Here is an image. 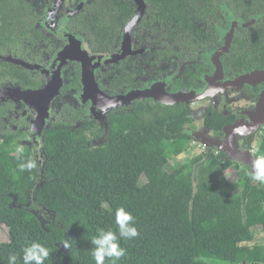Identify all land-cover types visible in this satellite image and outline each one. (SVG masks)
Masks as SVG:
<instances>
[{
	"label": "trees",
	"instance_id": "obj_1",
	"mask_svg": "<svg viewBox=\"0 0 264 264\" xmlns=\"http://www.w3.org/2000/svg\"><path fill=\"white\" fill-rule=\"evenodd\" d=\"M123 1L90 0L66 30L81 35L90 53L108 55L134 17V8ZM144 2L147 13L134 29L151 34L155 45L165 48L163 54L178 56L183 44L206 49L209 40L195 45L193 40L203 30L200 24L221 22V6L246 21L260 17L254 27L236 32L230 64L250 71L264 57V13L259 12L264 0ZM43 17L32 0H0V56L42 61ZM116 70L101 74L108 84L104 90L117 92L131 84L123 70ZM72 74L66 84L61 76L60 94L72 88L81 92L77 65ZM44 81L37 71L0 61V86L39 90ZM89 105L61 106L36 138L29 131L35 113L22 102L0 101V226L8 233V241L0 243V264H8L10 254L23 264V249L32 242L50 250L45 264H95L91 239L100 229L118 235L120 207L135 218L139 236L120 239L126 256L117 264H264V245L254 244L264 232V188L249 170L230 181L226 173L233 164L214 152L164 169L191 148L184 131L192 123L187 105L132 102L111 109L105 128L88 115ZM224 122L212 110L203 120L207 129ZM259 153L264 155V141ZM29 159L37 166L20 172L18 165Z\"/></svg>",
	"mask_w": 264,
	"mask_h": 264
},
{
	"label": "flooded vegetation",
	"instance_id": "obj_2",
	"mask_svg": "<svg viewBox=\"0 0 264 264\" xmlns=\"http://www.w3.org/2000/svg\"><path fill=\"white\" fill-rule=\"evenodd\" d=\"M80 1L69 0V9L76 8ZM82 1L84 5L90 2V0ZM33 2L36 8L43 10L44 17L42 20H46L48 17L46 11L54 6V0H32ZM123 2L128 8H134L135 17L140 4L134 0H124ZM142 2L145 6L144 12L146 15V11L148 10L147 4L144 0ZM219 8L218 12L221 22L219 23L217 19H214V25L212 26L200 24L198 28H203V30H201L200 36L193 40L194 45L198 42L209 40L206 49H202L201 46L192 49L183 44V52L180 55L163 54L161 51L165 48L155 45L157 40L151 37V34L146 36L142 30L137 29L135 31L134 29L131 33L130 47L126 56L116 63L100 65V67H105L104 70L97 69V67L96 82L97 84L101 83L98 84V87L100 86L99 89L110 97L146 89H152L151 92H155L160 89V85L163 86L162 88H164L168 95H176L178 93L195 94L196 97L194 96L192 102L189 104L183 103L189 107L191 113L190 119L192 123L184 128V131L191 138L192 145L199 144L202 148L201 154L214 152V155L226 157L233 164L232 170L235 173L248 172V170L251 172L250 168L241 161L228 158L227 154L221 150V146L230 136L233 138V148H229L230 150L233 149L231 155H236L237 153L251 154L254 159L261 155L259 150L264 141V117L260 114L259 105L264 94V76L260 77L261 79L257 78L258 80L256 81L252 79L247 80V83L244 79L250 75L264 73V57L257 62L258 66L250 71H238L229 62V58L232 56V45L235 43L236 32L249 30L251 27H254L258 24L260 17L251 15L252 18L246 21L243 17L234 16L230 11L221 6ZM259 12L264 13V6L259 8ZM41 28L47 44L43 46L45 51L43 52L42 61L35 62L42 67L50 68L54 55L64 48L65 44L61 37L50 34L42 27V24ZM124 29L121 31L116 47L108 55H113L122 49ZM231 29H233V35L230 47L227 52L222 53L219 67L217 62L218 57L214 59L212 56L223 49L226 44V36L230 35ZM53 48H55V51L49 56V51ZM75 65L79 67L80 71V66L75 62H71L63 67L61 76L65 77V84L67 83V77L73 75L72 70ZM114 67H117V73L119 70H123L125 76L130 78L131 84L117 92H109L104 90L108 84L101 77V74ZM6 87L5 85L0 86V89ZM80 94L81 92L77 93L74 88L62 92L59 95V101H57L58 108L54 110L53 114L65 104H70L75 108H78L80 105L82 106V100L77 99ZM148 100L151 103H156L153 99ZM194 104H197V108H195ZM199 104H201L200 107H198ZM128 105L119 107L122 110V108ZM89 108L90 105L88 106L87 113L91 115ZM209 110H212L215 116H220L222 117V121H225L220 128L215 123L214 129H207L204 126L203 120ZM111 112L112 110H109L106 114H103L105 121ZM93 113L102 114L103 112L99 109H94ZM242 126L245 129L243 135L236 131V129ZM252 127L254 130H252ZM256 128L257 130L255 131ZM1 129L2 126L0 127ZM32 136L30 137L33 139Z\"/></svg>",
	"mask_w": 264,
	"mask_h": 264
},
{
	"label": "water",
	"instance_id": "obj_3",
	"mask_svg": "<svg viewBox=\"0 0 264 264\" xmlns=\"http://www.w3.org/2000/svg\"><path fill=\"white\" fill-rule=\"evenodd\" d=\"M136 2L139 3L140 6L138 7L135 17L124 29L123 47L113 55L97 56L90 53L84 38L81 35L70 34L66 30V25L69 19L82 11L84 7V2L82 0L74 9H69V0H54V6L46 11V13H48V17L43 21L42 27L45 28L50 34L61 37L65 46L54 55L51 67L45 68L38 63L31 64L20 60H15L12 56L2 59L0 57V61L21 66L30 71H37L42 76L47 78L45 86L39 90L22 91L12 87L0 89V101L22 102L28 106L30 111L35 113V120L32 123L30 130L34 137L39 138L41 136L42 130L47 126L49 120L51 119L50 103L53 102L56 96L60 95V90L63 86L61 72L63 67L71 62H75L80 66L81 94L78 97L82 100V102L90 103L89 113L94 112V109H99L103 112V115L109 110L118 108L119 106L128 105L131 102L144 101L146 99H153L155 102H158L161 105H175L178 103L189 104L194 99V96L196 97V95L192 93H178L176 95H168L161 85L159 86L160 89L155 92H151L152 89H146L143 91L129 92L125 95L113 97L108 96L99 89L96 82V75L94 73L96 68L100 67L102 64L109 65L116 63L122 60L128 53L131 41V33L134 27L139 23L145 9L142 0H136ZM229 33L230 35L226 36V44L224 45L223 49L212 56L214 59H217L218 57L217 62L219 67V60L222 53L227 52L230 47L233 29H231ZM263 76L264 73L250 75L247 76L244 81L246 83L247 80L250 79L256 81L261 79ZM98 101H105L107 106L104 108L98 107L97 104H101ZM259 111L264 117V94L259 105ZM252 130H254L253 127ZM229 148H233V138L230 136L221 146V150L227 154L228 158L241 161L244 165L248 166L252 172V164L255 159L251 156V154L237 153L236 155H231L233 153V149H231V151ZM41 223L42 227H44L43 222Z\"/></svg>",
	"mask_w": 264,
	"mask_h": 264
},
{
	"label": "clouds",
	"instance_id": "obj_4",
	"mask_svg": "<svg viewBox=\"0 0 264 264\" xmlns=\"http://www.w3.org/2000/svg\"><path fill=\"white\" fill-rule=\"evenodd\" d=\"M243 135L244 127L236 129ZM34 160L29 159L26 162H21L18 165L20 172L30 171L36 167ZM251 179L255 182L264 185V155L258 156L252 164ZM115 222L118 226V235L112 230H98V235L91 239V244L94 246L92 257L95 264H105L106 259L111 264L117 262L126 256V249L120 246V239L132 240L139 236V231L135 227V218L126 211L123 207L116 210ZM67 247V245H65ZM50 256V250L39 242H32L29 246L23 249V264H45ZM8 264H16L17 256L10 254L8 256Z\"/></svg>",
	"mask_w": 264,
	"mask_h": 264
},
{
	"label": "rangeland",
	"instance_id": "obj_5",
	"mask_svg": "<svg viewBox=\"0 0 264 264\" xmlns=\"http://www.w3.org/2000/svg\"><path fill=\"white\" fill-rule=\"evenodd\" d=\"M134 1L136 2V0H134ZM104 68L105 67H98L97 69L104 70ZM97 69H96V71H97ZM96 71L94 72L95 75H96ZM63 75H64V73H63ZM59 98H60L59 95L56 96L54 98L53 102L50 103V115H52L54 110L56 108H58L57 101H59ZM77 99L81 100L79 97ZM73 104H76V103H73ZM194 105H195V108H197V104H194ZM200 106H201V104L198 105V107H200ZM91 116L93 119L96 120V122L100 125V127L101 126H103L104 128L106 127V121H105L104 115L91 112ZM201 151H202V148L200 147L199 144L198 145L193 144L191 146V148L189 150H187L185 153H183L179 157L171 159L164 169L171 170L174 168H180L181 166L188 164L193 157L201 154ZM240 175H241V173H239V172L235 173L232 170L228 171L226 173V177L232 182L236 181L240 177ZM260 186L262 188H264V185L260 184ZM6 241H8V233L4 227L0 226V243H5ZM254 244L255 245L256 244L257 245H264V232H260L257 234Z\"/></svg>",
	"mask_w": 264,
	"mask_h": 264
},
{
	"label": "bare ground",
	"instance_id": "obj_6",
	"mask_svg": "<svg viewBox=\"0 0 264 264\" xmlns=\"http://www.w3.org/2000/svg\"><path fill=\"white\" fill-rule=\"evenodd\" d=\"M99 103H101V104H97L98 105V107H100V108H104L105 106H107V103H105V101H98ZM104 103V104H103Z\"/></svg>",
	"mask_w": 264,
	"mask_h": 264
}]
</instances>
